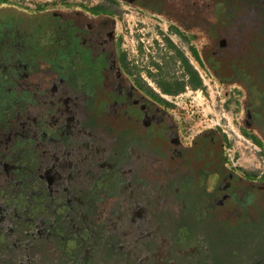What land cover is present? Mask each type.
Wrapping results in <instances>:
<instances>
[{
    "label": "flooded vegetation",
    "instance_id": "flooded-vegetation-1",
    "mask_svg": "<svg viewBox=\"0 0 264 264\" xmlns=\"http://www.w3.org/2000/svg\"><path fill=\"white\" fill-rule=\"evenodd\" d=\"M107 1L164 13L179 24L175 28L178 33L181 28L198 34V38L214 33L212 41L203 44L193 59L219 84L244 90L242 129L264 151V49L253 48L255 35L264 34V0ZM156 2L166 12L153 8ZM114 14L104 5L88 14H27L0 8V216L11 224L0 228V243L9 241L8 234L19 239L37 232L32 227L50 214L53 218L59 207L69 209L63 211L67 212L63 217L71 214L70 209L81 206L96 216L97 203L103 201L106 193H123L127 186L138 190L141 182L148 181L151 193L147 197L137 191V196L127 195L133 206L125 222H120L123 218L117 222L111 219L106 226L109 241L120 240L119 225L133 228L128 225L132 223L143 231L144 237L127 239V243L136 241L125 246L122 254H116V263L122 259V264H158L157 252L166 245L169 257H181L182 264H196L186 256L190 248L183 245L185 238L196 239L191 236L190 227L180 222L188 207L197 211L198 221L209 216L224 220L226 215L237 212L242 220L234 226L255 225L263 229L264 172L253 178L230 168L223 154L225 138L218 131L204 130L185 137L166 108L153 100L155 93L141 90L126 61L121 43L124 38L117 36ZM166 41L170 49L173 48L169 43L175 47ZM230 49L236 50L235 54H229ZM36 71L40 77H54L52 89L57 94L62 85L68 84L79 103L78 131L74 126L65 127L63 117L60 125L53 123L57 111L51 114L47 96L52 91L43 82L39 85L41 80L32 82L28 73ZM185 72L188 75L186 69ZM46 128H51L52 133ZM36 130L45 133L48 144L38 141ZM112 141L118 150L112 149ZM60 143L69 148L63 151ZM41 146L54 154L63 151L62 161L74 160L78 173L74 176L76 169L70 173L50 166L52 162L42 155ZM30 164L37 170L27 183L39 188L29 192L12 189L22 184L23 171ZM108 169L112 172H106ZM89 172H94L97 180H116L114 189L100 190L93 179L86 186L84 177ZM46 178L51 184L48 188L41 185ZM49 194L54 196L49 198ZM89 203L91 206L86 205ZM50 207L52 210L46 212ZM10 210L19 214L15 213L12 219L7 214ZM249 236L254 240L251 248H255L248 255L253 258L254 252H264V248L257 250L256 244V240L264 244V235ZM198 239L200 248H204L205 236L201 234ZM131 251L135 255L130 260L126 255ZM256 260L264 264V258Z\"/></svg>",
    "mask_w": 264,
    "mask_h": 264
},
{
    "label": "rangeland",
    "instance_id": "rangeland-1",
    "mask_svg": "<svg viewBox=\"0 0 264 264\" xmlns=\"http://www.w3.org/2000/svg\"><path fill=\"white\" fill-rule=\"evenodd\" d=\"M156 4L152 7L166 12V8L160 6L159 2H156ZM101 5L115 11L117 36L118 38H124V41L120 40L124 44L126 61L129 64V69L137 76V80L142 86L141 90L155 93L156 96H153V100L166 108L175 123L183 129L185 137L196 136L199 131L204 130L218 131L225 138L223 154L227 165L241 175H251L253 178L260 176L264 172V151L253 144L242 129L245 114L244 90L235 88V85L225 83H220V87L208 88L204 85L198 72L203 68H199L193 59L192 51L201 50L203 44H208L209 40L212 41L214 33L208 32L206 35L202 34L199 38L198 34L185 28H181L178 33L175 28L179 24L171 20L166 14L143 9L122 1L110 3L107 0H0V8L27 14L41 12H82L83 14H88L91 13L93 8ZM148 5L151 6L150 4ZM226 27L227 25H223L224 30L230 32ZM166 40L173 42L175 49L188 58L190 64L195 68L194 70L199 74V79L202 82L201 89L195 90L189 86V75H186L184 64L181 58L177 56V51L168 47ZM253 48L264 49V34L261 37L255 35ZM227 52L235 54L236 50L230 49ZM262 52L264 55V51ZM29 73L28 75L32 77L33 83L41 80L39 85L43 82L45 86L49 87V89L51 88L52 95L47 94L51 107L49 110L52 111V115L53 112L57 111L52 118L53 123L60 125V118L63 117V120H65L64 124H67L65 127L71 129L69 127L74 126L76 131H78L80 126L77 125L78 120L76 117L80 112L79 103L74 99L75 97L68 84L62 85L61 90L57 94L52 89L55 87L54 77H40L38 71L32 74ZM140 75H144L146 80L141 78ZM10 84L11 89H13L14 82L11 81ZM160 86L163 89L170 88L176 91L177 94L166 95ZM187 86L188 88H186ZM161 100L170 104L171 107L161 102ZM218 123L226 133L217 127L216 124ZM229 123L231 126H229ZM46 130L52 133L51 128H46ZM82 133L83 131L78 134L81 135ZM35 135L39 139L38 141L47 143L44 132L36 130ZM60 145L63 151L69 148L66 143H60ZM110 145L112 149H119L114 141L110 142ZM228 150H230V153ZM63 151L54 154L49 152L44 146H41L42 155L52 162L50 166L55 167L58 171H69L71 173L76 169L74 160L63 162L61 155L64 154ZM227 154L231 155V160ZM30 165V168L26 167V170L23 171V176L25 177L21 181L22 184H18L12 189L29 192L32 189L36 190L39 188L34 183L31 186L27 183L32 181L37 170V168L32 167V164ZM0 170L3 171V169ZM106 172L112 171L108 169ZM77 173L76 169L74 176ZM89 174L88 177H84L85 182H87L85 183L86 186L90 183L88 180L92 181L93 179L94 182L92 183H94L95 187L108 191L113 190L114 184L117 183L116 180L109 182L105 179L97 180L94 172L93 174L89 172ZM17 175L19 176V174ZM1 183L2 181H0V188ZM41 185L48 188L51 185L50 180L48 178L42 179ZM139 186L138 190H132L127 186L124 188L123 193H106L103 201L97 203L99 212L96 213V216L91 214L93 212L89 208L81 206L77 210L70 209L71 214L68 217H63L62 215L69 212L67 211L69 209L67 207H59L54 212L53 218L50 214L48 215L49 218L44 219L45 221H40L32 227V231L37 232L29 233L24 238L19 237V239H13V236L8 234L9 241L4 240V243H0V264H122V259L116 263V254H122L125 246H129L130 243H135L136 241L127 243V239L144 237L143 231L138 227L135 228L132 223H128V225L133 228L126 227V224L124 226L119 225L117 229L120 240H117L125 242L118 243L113 238L109 241L107 238L109 234L105 232L108 228L106 226L110 224L111 219L117 222L123 218L120 221L123 223L125 222L124 218L127 215L130 216L133 204L127 197L129 193L137 196L135 194V191H137L141 197H147L148 193H151L148 181L141 182ZM50 196L52 198L54 195L49 194V198ZM29 198L32 199L31 197ZM13 201V199L10 201V206ZM86 205L91 206V203ZM47 210L46 212H50L52 209L50 207ZM65 210L67 212L63 213ZM15 213L19 214L17 211L13 212V210L7 212L12 219ZM225 217L224 220H219L218 218L215 219L214 216H209L205 220L198 221L197 211H193L191 207H188L180 222L182 225L183 223L186 226L188 225L191 230V236L196 238L194 240L185 238L183 244L190 248L186 256L194 260V263L203 264L202 258H207L205 260L206 264H245L246 260L251 257L248 254L255 247L251 248L250 244L254 240H250L249 235H253L252 238H256L260 234L264 235V228L262 229V227L255 225L244 227L241 224L238 225L241 227L234 226L236 222L242 220L237 212ZM29 221L35 224L30 217ZM258 222L260 223L261 221ZM104 224L105 226L102 229L101 226ZM5 225L8 228L11 224L6 222L5 219H1L0 228L4 229ZM13 227L16 229L15 224ZM23 229H25L24 226ZM238 229L240 230L237 231ZM88 231L91 234L88 235ZM182 233L184 235L185 232ZM201 234L205 236L206 244L203 245L204 248H200L201 243H199L198 239ZM1 239L3 240L2 237ZM106 239L109 242L103 243L106 242ZM258 241L256 240V242ZM137 244L140 245L141 243ZM257 245V250L264 248V244L260 245L259 243ZM82 247L85 249L82 250ZM205 251L209 253H205ZM261 252L264 253L263 250L257 251V253L254 252L253 256L256 257ZM134 253L131 251L126 256L131 260L135 255ZM156 257L158 258V264L164 262L179 264L181 260L169 257V254L164 250L157 252Z\"/></svg>",
    "mask_w": 264,
    "mask_h": 264
},
{
    "label": "trees",
    "instance_id": "trees-1",
    "mask_svg": "<svg viewBox=\"0 0 264 264\" xmlns=\"http://www.w3.org/2000/svg\"><path fill=\"white\" fill-rule=\"evenodd\" d=\"M170 45H171V47L172 48H174V50H175V47L173 46V44L172 43H169ZM177 51V50H176ZM192 55L194 56H196L197 55V52H196V50H194V51H192ZM177 56L179 57V58H181V60H182V62H183V64H184V68L187 70V73H188V75H189V85H190V87L191 88H193V89H195V90H197V89H201L202 88V82H201V80L199 79V77H198V72L196 71V70H194L195 68H193V66L190 64V62L188 61V58H186L183 54H181V52H179V51H177ZM161 87V86H160ZM162 88V87H161ZM164 91H165V93H167V94H169V95H175V94H177L176 93V91H173V90H171L170 88H166V89H164ZM161 99V98H160ZM161 102H164V100H161ZM165 103V102H164ZM166 105H168V106H170V104H168L167 102L165 103ZM171 107V106H170ZM104 199V198H103ZM260 242L258 241V242H256V244H259ZM261 244V243H260ZM163 247V250L164 251H166V253H168V251H169V249H168V247L166 246V245H163V246H161V248ZM160 250H162V249H160ZM181 252V251H180ZM181 253H183V252H181ZM205 253H208V252H205ZM177 258H179V259H181V257H177ZM176 258V259H177ZM264 258V255L263 254H260L259 253V255L258 256H256V257H253V258H249L248 259V262L246 263V264H262V263H260V262H258L257 263V260L256 259H259V260H261V259H263ZM207 258H202V262H203V264H205L206 263V260ZM179 262H181V264L183 263V260H180ZM193 262H194V260H193Z\"/></svg>",
    "mask_w": 264,
    "mask_h": 264
},
{
    "label": "built area",
    "instance_id": "built-area-1",
    "mask_svg": "<svg viewBox=\"0 0 264 264\" xmlns=\"http://www.w3.org/2000/svg\"><path fill=\"white\" fill-rule=\"evenodd\" d=\"M199 72V74H200V77H201V79H202V81H203V83H204V85L205 86H207L208 88H212V87H220V84L216 81V79L213 77V75L212 74H210L209 72H207L206 70H204V69H202V70H200V71H198ZM217 125V127L219 128V129H222V131L224 132V133H226L224 130H223V127L218 123V124H216ZM229 126H231V124L229 123ZM239 138H243V137H239ZM244 139V138H243ZM229 151V153H230V150H228ZM228 155V154H227ZM228 157H229V159L231 160V155L229 154L228 155ZM230 160H228V161H230Z\"/></svg>",
    "mask_w": 264,
    "mask_h": 264
}]
</instances>
